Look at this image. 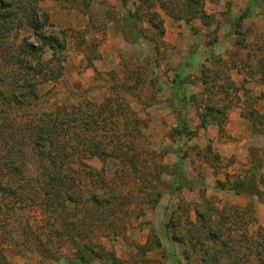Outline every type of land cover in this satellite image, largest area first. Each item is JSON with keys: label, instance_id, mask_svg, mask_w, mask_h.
Segmentation results:
<instances>
[{"label": "rangeland", "instance_id": "374dc122", "mask_svg": "<svg viewBox=\"0 0 264 264\" xmlns=\"http://www.w3.org/2000/svg\"><path fill=\"white\" fill-rule=\"evenodd\" d=\"M37 6L48 16L44 31L63 41L53 61L60 62L58 78L38 77L41 107L108 99L125 110L117 116L121 135L108 136L119 139L115 145L135 142L134 162L96 156L79 163L116 178L118 196L104 208H59L54 220L50 207L16 204L0 231L4 263L81 264L83 255L85 264H212L209 252L219 242L205 227L219 229L228 250L256 254L264 242V166L252 168L264 164V127L256 122L264 121V0ZM151 12L160 28L148 20ZM22 25L10 33L9 47L34 41ZM210 104L219 112L202 118ZM251 172L255 186L238 187ZM112 207L120 209L117 220L106 213ZM67 223L70 235L61 228Z\"/></svg>", "mask_w": 264, "mask_h": 264}, {"label": "trees", "instance_id": "16d2710c", "mask_svg": "<svg viewBox=\"0 0 264 264\" xmlns=\"http://www.w3.org/2000/svg\"><path fill=\"white\" fill-rule=\"evenodd\" d=\"M39 1L0 0V231L8 229L7 216L16 204L21 207L40 206L42 209L50 207L49 216L54 220L58 218L59 208L65 210L77 204L94 208L108 206L112 197L118 196L113 189L117 186H112L116 178L109 181L102 171L88 167L83 170L85 165L79 163L96 156L116 159L124 165L134 162L129 151H133L135 142L127 141V145L124 144L127 147L115 145L119 139L108 136L121 135L117 116L125 111L113 106L108 99L99 105L87 102L88 107L85 108L81 105H71L70 109L41 107V81L38 77L42 76L44 82L58 78L60 62L53 61L60 58L63 41L44 31L48 16L37 6ZM246 15L247 11L236 22L241 23ZM148 20L155 28H160L161 20L155 12L149 14ZM22 24L30 26L34 41L22 38L9 47L10 33L17 31ZM47 52L51 58L44 57ZM203 108L202 118L220 110L212 104ZM256 122L264 127V121L256 118ZM110 127L112 129L108 130ZM261 149L251 147L250 151ZM262 165L253 163L252 168ZM82 170V176H77L79 173L75 172ZM254 180L256 176L251 172L247 182L241 181L236 185L247 183L246 187L252 189ZM258 193L257 190L253 195ZM84 210L83 218L86 220L88 210ZM106 213L117 214L116 220L120 218V209L112 207ZM61 228L69 235L73 230L70 223ZM214 230L216 233L219 231L215 227H205L213 242H219L217 245L213 243V251L209 252L212 264L224 261L253 264L254 256L258 257L256 261L259 264H264V242L256 254H242L228 250L227 244L221 242ZM84 258L83 255L78 258L81 264H85ZM0 259L5 264L1 248Z\"/></svg>", "mask_w": 264, "mask_h": 264}]
</instances>
